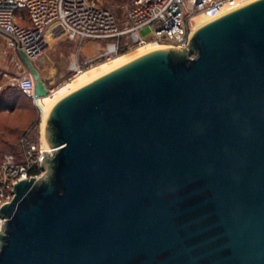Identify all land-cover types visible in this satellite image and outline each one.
Returning a JSON list of instances; mask_svg holds the SVG:
<instances>
[{
  "label": "water",
  "instance_id": "water-1",
  "mask_svg": "<svg viewBox=\"0 0 264 264\" xmlns=\"http://www.w3.org/2000/svg\"><path fill=\"white\" fill-rule=\"evenodd\" d=\"M43 122L42 175L0 205V264H264V0L89 79Z\"/></svg>",
  "mask_w": 264,
  "mask_h": 264
},
{
  "label": "built area",
  "instance_id": "built-area-1",
  "mask_svg": "<svg viewBox=\"0 0 264 264\" xmlns=\"http://www.w3.org/2000/svg\"><path fill=\"white\" fill-rule=\"evenodd\" d=\"M252 1L129 0L120 24L109 9L91 0H0V36L18 53L35 51V46L51 31L55 32L56 38L79 46L86 41L103 43L105 50L100 55L106 57L116 55L120 46L184 47L195 28ZM3 78L7 75L0 78V90L15 87L38 108L30 74ZM43 142V133L40 132L38 139L25 133L18 141L20 158L2 157L0 205L12 200L13 186L20 178L42 175L41 151L49 150Z\"/></svg>",
  "mask_w": 264,
  "mask_h": 264
},
{
  "label": "rangeland",
  "instance_id": "rangeland-1",
  "mask_svg": "<svg viewBox=\"0 0 264 264\" xmlns=\"http://www.w3.org/2000/svg\"><path fill=\"white\" fill-rule=\"evenodd\" d=\"M91 1L109 9L119 23H123L124 6L129 0ZM142 46L145 45L120 46L116 55L106 57L100 55L102 50H105L103 43L86 41L79 46L77 43L56 38L51 32L42 42L40 51H27L26 53L42 81L47 84V89L52 92L75 80L78 74L111 62L121 55L132 53ZM74 64L79 65V71L76 72L73 69ZM3 74L7 75V78H3L7 80L23 77L30 72L19 53L9 48L5 39L0 36V78ZM2 90H0V99L7 101L6 107L8 108L0 105V159L5 155H11L18 160L20 158L18 146L20 136L28 133L34 139L39 138L42 112L39 108H35L30 100L20 95L17 88L7 86ZM10 108L12 110H8Z\"/></svg>",
  "mask_w": 264,
  "mask_h": 264
},
{
  "label": "bare ground",
  "instance_id": "bare-ground-1",
  "mask_svg": "<svg viewBox=\"0 0 264 264\" xmlns=\"http://www.w3.org/2000/svg\"><path fill=\"white\" fill-rule=\"evenodd\" d=\"M54 35H55V32L51 31ZM49 32V33H51ZM47 33L43 39L39 42V44H37L34 48L35 51H40V46L42 44V42L44 41L45 37L49 34ZM157 48V46H155L154 44H149V45H145V46H142L140 48H138L137 50H135L134 52L132 53H129V54H124V55H121L115 59H113L111 62H108V63H103L101 64L99 67L97 68H94L92 70H89V71H85V72H82L80 74H78V76H76L77 78L69 83H67L66 85H64L63 87H61L60 89H58L57 91H52L50 92V94H48L46 97L44 98H41V99H38L37 100V105H38V108L40 109V111L42 112L41 113V134L43 133V127H44V122H43V114L45 113L46 109L49 107V105L55 100L57 99L58 97L64 95L65 93L69 92L70 90L74 89L75 87L79 86L80 84L88 81L89 79L105 72L106 70L122 63L123 61L131 58V57H134L138 54H141V53H144V52H147V51H150V50H153ZM162 48V47H160ZM75 71H79L78 67L74 64V68ZM44 146H46V143L45 141L43 142Z\"/></svg>",
  "mask_w": 264,
  "mask_h": 264
},
{
  "label": "trees",
  "instance_id": "trees-1",
  "mask_svg": "<svg viewBox=\"0 0 264 264\" xmlns=\"http://www.w3.org/2000/svg\"><path fill=\"white\" fill-rule=\"evenodd\" d=\"M23 24H27V23H23ZM3 91V90H2ZM19 92V91H18ZM19 94L20 95H22L23 97H25V98H27L28 100H30L31 101V99L30 98H28V97H26L24 94H22V93H20L19 92ZM31 103H32V101H31ZM6 104H8L7 103V101H5L4 99H0V105H2L4 108L6 107ZM32 105L35 107V108H37L33 103H32ZM6 108H8V107H6ZM7 110V109H6ZM8 110H12L11 108L10 109H8ZM23 135H24V133H23ZM23 135H21L20 136V138L23 136ZM1 160V159H0Z\"/></svg>",
  "mask_w": 264,
  "mask_h": 264
},
{
  "label": "crops",
  "instance_id": "crops-1",
  "mask_svg": "<svg viewBox=\"0 0 264 264\" xmlns=\"http://www.w3.org/2000/svg\"><path fill=\"white\" fill-rule=\"evenodd\" d=\"M44 82V81H43ZM44 84H45V86H46V88H47V84L44 82Z\"/></svg>",
  "mask_w": 264,
  "mask_h": 264
}]
</instances>
